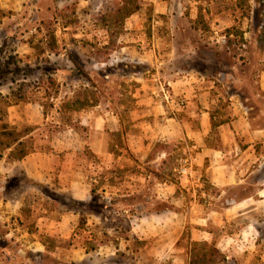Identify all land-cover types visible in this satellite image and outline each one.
I'll list each match as a JSON object with an SVG mask.
<instances>
[{
  "label": "crops",
  "instance_id": "crops-1",
  "mask_svg": "<svg viewBox=\"0 0 264 264\" xmlns=\"http://www.w3.org/2000/svg\"><path fill=\"white\" fill-rule=\"evenodd\" d=\"M153 7L127 17L117 40L114 56L151 68L123 77L132 83L124 115L89 109L52 137L41 130L46 122L37 110L22 107L21 122H7L34 130L0 156V186L26 188L0 203L9 207L4 215L32 226L13 222L3 234L10 247L35 249L51 264V232L65 227L60 236L68 238L82 218L93 241L104 220L123 217L145 233L154 225L165 242L184 234L207 242L226 264H264V0H168ZM30 136L33 149L17 154ZM185 143L196 147L194 177L174 182L165 165L175 170ZM152 186L159 210L151 208ZM94 195L99 210H92ZM61 203L67 210H51ZM76 203L90 209H71ZM92 241L82 244L78 260L105 246Z\"/></svg>",
  "mask_w": 264,
  "mask_h": 264
},
{
  "label": "rangeland",
  "instance_id": "rangeland-1",
  "mask_svg": "<svg viewBox=\"0 0 264 264\" xmlns=\"http://www.w3.org/2000/svg\"><path fill=\"white\" fill-rule=\"evenodd\" d=\"M113 1L0 0V156L5 153V146L12 143L14 138L21 134L29 135L34 130L32 126L18 128L7 123L21 122L19 115L22 107L29 108L31 112H39V122H46V127L41 130L43 129V133L51 131V137L52 132L67 129L62 122H67L71 114L63 110L61 104L72 97L73 92L89 85L86 78L91 81L90 88H93L92 85L96 87L99 108L90 107L74 113L70 117L71 122H80L89 109L100 113L120 110L124 115V110L131 107L132 100L128 91L132 83L123 77L132 73L151 72V68L145 64L132 66L117 54L114 56V52L119 48L117 40L124 32L123 26L107 30L99 20V14L111 6ZM165 1L168 0H141V8L149 11L155 4L159 6ZM149 22L151 23V19L145 23ZM52 32L55 39L54 48L51 46ZM261 32L264 35L262 24ZM146 35L151 36L150 27ZM109 41L113 50L102 48ZM19 96L25 98V101L12 103ZM9 107L14 108L13 111L9 112ZM31 138L32 136L23 140L17 154L19 150L26 153L33 149ZM13 153L10 154L11 157L15 154ZM78 159L73 158V162H78ZM87 161L93 162V159L88 158ZM171 178L174 182L179 181V178L185 180L175 170ZM17 184L19 185L11 189L0 186V197L22 195L26 188L20 182ZM157 190V186L151 187L153 210H159L162 206L159 199H154ZM94 196L92 210H99L95 202L100 204L101 199ZM126 203L127 201L124 205ZM129 203L131 204L130 201ZM54 206L51 204V210L56 207L59 210H67V205L63 206L62 203ZM26 207L31 210L30 205L25 204ZM87 208L89 207L79 203L71 206L75 211ZM6 209L9 210V207L0 203V264H49L50 259L39 257L40 254L35 249L25 248L21 251V246L18 249L9 246L10 237L4 236L3 232L8 225L13 226V222H17L12 220L14 214H3ZM29 220H24V223L18 221L17 225L25 224L31 227L32 220ZM55 220H52V226ZM132 224V219L108 218L103 221L97 239L88 241L89 235L85 233L82 218H79L77 227L68 238L60 236L67 230L65 227L60 228V233L51 232L49 244L51 252L56 256L54 258L57 259H51V264H189V236L184 234L177 243L172 244L162 240L163 237L154 225H151L150 233H145L139 226ZM90 241L93 246L96 242L104 241L105 246L101 251L98 249L100 253L91 251L87 256L88 261L78 260L82 252L80 247ZM215 264L226 263L219 260Z\"/></svg>",
  "mask_w": 264,
  "mask_h": 264
},
{
  "label": "trees",
  "instance_id": "trees-1",
  "mask_svg": "<svg viewBox=\"0 0 264 264\" xmlns=\"http://www.w3.org/2000/svg\"><path fill=\"white\" fill-rule=\"evenodd\" d=\"M141 3V0H114L111 6L99 14V20L107 30L116 29L117 26L122 27L125 19L141 8ZM51 46L52 48L55 47L54 32L51 33ZM110 47L111 42L109 41L102 48L113 50L112 47ZM76 69L78 70V67ZM86 80L89 82V85L79 91L73 92V96L67 98L61 104V108L71 114L70 117L74 113H78L86 108L95 107L99 104L96 87L94 88L91 84V87L94 89L90 88L91 81L89 78H86ZM20 101H25V98H22L21 96L16 97L12 103L17 104ZM70 117L67 118V122L63 123H73L71 122L72 118L70 119ZM172 170L173 166L171 164L165 165L164 173L171 175L173 174ZM189 245V264H215L216 261L224 260V256L221 252L207 242L190 240Z\"/></svg>",
  "mask_w": 264,
  "mask_h": 264
},
{
  "label": "built area",
  "instance_id": "built-area-1",
  "mask_svg": "<svg viewBox=\"0 0 264 264\" xmlns=\"http://www.w3.org/2000/svg\"><path fill=\"white\" fill-rule=\"evenodd\" d=\"M262 29L264 31V20ZM195 151L196 147L185 143L182 152L176 158L175 171L180 177H184L186 180L194 177Z\"/></svg>",
  "mask_w": 264,
  "mask_h": 264
}]
</instances>
